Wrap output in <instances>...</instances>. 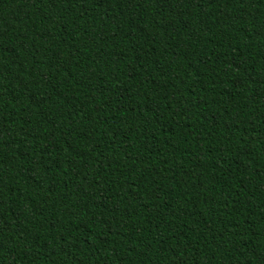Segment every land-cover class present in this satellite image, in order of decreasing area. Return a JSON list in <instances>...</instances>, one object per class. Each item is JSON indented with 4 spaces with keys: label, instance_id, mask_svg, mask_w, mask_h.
Listing matches in <instances>:
<instances>
[{
    "label": "trees",
    "instance_id": "16d2710c",
    "mask_svg": "<svg viewBox=\"0 0 264 264\" xmlns=\"http://www.w3.org/2000/svg\"><path fill=\"white\" fill-rule=\"evenodd\" d=\"M0 264H264V0H0Z\"/></svg>",
    "mask_w": 264,
    "mask_h": 264
}]
</instances>
